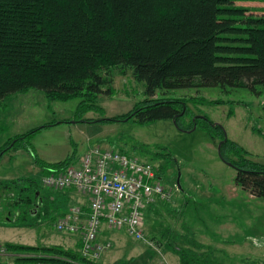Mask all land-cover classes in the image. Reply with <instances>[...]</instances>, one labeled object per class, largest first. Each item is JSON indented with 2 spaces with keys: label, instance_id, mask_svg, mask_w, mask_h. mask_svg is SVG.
Instances as JSON below:
<instances>
[{
  "label": "trees",
  "instance_id": "1",
  "mask_svg": "<svg viewBox=\"0 0 264 264\" xmlns=\"http://www.w3.org/2000/svg\"><path fill=\"white\" fill-rule=\"evenodd\" d=\"M233 1L239 0H0V101L36 89L49 101L79 98L74 123L133 120L147 125L168 120L183 128L188 104L198 98H154L158 93L217 87L264 94V16L255 25H234L223 17L228 10L221 4ZM112 70L130 71L143 83L145 99L125 115L83 119L92 111L104 116L96 102L99 96H113ZM189 117L184 129L200 125L213 144H221L219 157L236 171L235 187L264 199V165L252 161L206 116ZM47 127L8 140L0 147V160L10 151L24 150L42 176L70 167V158L47 164L30 148L31 135ZM156 165L159 178L163 167ZM12 184L18 197L13 216L19 217L5 218L0 225L18 222L32 227L41 215L52 222L65 214L58 217L50 211L55 200L44 195L40 180L21 177ZM184 239L195 250L205 248L194 238ZM170 244L168 250L178 264H216L207 247L198 255ZM80 247V241L74 249L4 243L0 258L9 256L16 264H102L83 257Z\"/></svg>",
  "mask_w": 264,
  "mask_h": 264
},
{
  "label": "rangeland",
  "instance_id": "2",
  "mask_svg": "<svg viewBox=\"0 0 264 264\" xmlns=\"http://www.w3.org/2000/svg\"><path fill=\"white\" fill-rule=\"evenodd\" d=\"M221 4L228 10L223 12V17L234 25H255L258 18L264 16V2L239 0ZM110 76L113 96H99L96 102L104 116L92 111L83 119L125 115L145 99L143 83L135 81L130 71L112 70ZM161 95L173 99L198 98L196 103L188 104V115L206 116L220 125L226 139L248 152L252 161L264 165V94L256 96L246 89L223 91L215 87L166 91L154 98ZM79 101V98L49 101L36 89L6 97L0 101V147L17 135L49 126L28 140L34 154L47 164L67 158L77 160L98 146L123 151L140 161L163 167L159 176L166 196L143 212L145 240L131 241L122 231L104 228L101 242L109 241L112 247L93 261L178 264L177 257L168 250L167 244L171 243L198 255L209 248L216 264H264V199L252 197L235 187L236 171L219 157L217 146L200 125L192 131L184 129L189 124V116L181 122L183 128H177L168 120L147 125L133 120L109 124L74 123ZM210 101L222 103L216 105ZM142 147L152 155L161 154V158L144 155ZM21 177L40 180L42 173L38 172L28 152L10 151L0 160V222L19 217L13 216L17 212L13 206L18 197L12 182ZM20 186L25 188L26 184L22 182ZM43 193L55 198L53 206L59 211L68 209L66 193L48 188H43ZM41 218L46 219L43 215ZM17 226L18 222L2 223L0 248L4 243L31 246L63 243L62 234L46 223L39 228ZM71 237L78 238H67ZM184 238H194L205 248L195 250ZM63 245L73 248L74 243L70 240ZM0 264L16 263L4 255Z\"/></svg>",
  "mask_w": 264,
  "mask_h": 264
},
{
  "label": "built area",
  "instance_id": "3",
  "mask_svg": "<svg viewBox=\"0 0 264 264\" xmlns=\"http://www.w3.org/2000/svg\"><path fill=\"white\" fill-rule=\"evenodd\" d=\"M158 173L156 164L98 146L89 149L77 166L40 179L44 188L72 190L88 198L86 211L72 208L55 221L54 231L77 236L82 256L90 260L112 247L109 241H98L103 227L121 230L135 242L144 241L143 212L166 196Z\"/></svg>",
  "mask_w": 264,
  "mask_h": 264
},
{
  "label": "crops",
  "instance_id": "4",
  "mask_svg": "<svg viewBox=\"0 0 264 264\" xmlns=\"http://www.w3.org/2000/svg\"><path fill=\"white\" fill-rule=\"evenodd\" d=\"M16 153V152H15ZM84 155V154H83ZM82 155V156H83ZM81 157H79L77 160H74L73 164L71 166H77L80 161H81ZM13 157V156H12ZM36 169L38 170V172L40 173V170L36 167ZM60 191H56V193H59ZM62 192V191H61ZM62 193H66V199L68 200V209L64 212L62 211H59L56 207L52 206L51 205V208H50V211H54L56 216L60 215V214H66L67 212H69L72 208L74 207H79L80 209H82V211H86V206H87V203H88V198L86 196H82V195H78L76 192L72 191V190H68V191H64ZM51 199L55 200V198L53 196H51ZM56 201V200H55ZM46 217V216H44ZM59 217V216H58ZM56 220L52 221L49 219V217L46 219H38V222L34 225L36 228H39L40 226H43V224H48L49 226H52L53 228V225L55 223ZM2 226V225H0ZM16 227V226H15ZM17 227H25V226H21L20 224H18ZM104 229V227H103ZM115 231H121V230H115ZM123 232V231H122ZM121 233V232H118V234ZM124 233V232H123ZM61 235V234H59ZM123 235V234H122ZM62 236V242L65 244L67 243L68 241H73L74 245H73V248H70V247H67V246H64L63 243L62 244H50V245H60V246H63V247H66V248H70V249H74L76 248L77 244H78V241L79 239L78 238H67L69 236H66L64 237L63 234L61 235ZM127 237V236H126ZM76 239V240H75ZM98 241L101 242V234H100V238H98ZM132 241V240H131ZM17 244V243H16ZM23 245V244H22ZM25 245V244H24ZM50 245H44V246H50ZM27 246H31V245H27ZM36 246V245H35Z\"/></svg>",
  "mask_w": 264,
  "mask_h": 264
},
{
  "label": "water",
  "instance_id": "5",
  "mask_svg": "<svg viewBox=\"0 0 264 264\" xmlns=\"http://www.w3.org/2000/svg\"><path fill=\"white\" fill-rule=\"evenodd\" d=\"M172 122H173V124H175V121H172ZM194 129H195V127H193L192 130H194ZM224 141H225V140H224ZM220 146H221V144H219L218 147H217L218 155H219ZM228 165L231 166L230 164H228Z\"/></svg>",
  "mask_w": 264,
  "mask_h": 264
}]
</instances>
